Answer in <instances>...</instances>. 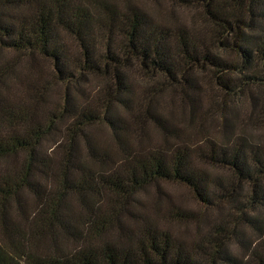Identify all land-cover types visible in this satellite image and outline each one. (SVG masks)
Segmentation results:
<instances>
[{"label": "trees", "instance_id": "trees-1", "mask_svg": "<svg viewBox=\"0 0 264 264\" xmlns=\"http://www.w3.org/2000/svg\"><path fill=\"white\" fill-rule=\"evenodd\" d=\"M146 1L0 0V264H264V0Z\"/></svg>", "mask_w": 264, "mask_h": 264}, {"label": "rangeland", "instance_id": "rangeland-1", "mask_svg": "<svg viewBox=\"0 0 264 264\" xmlns=\"http://www.w3.org/2000/svg\"><path fill=\"white\" fill-rule=\"evenodd\" d=\"M133 2L136 5L140 6V8L144 12L148 13L149 16L151 18H153L155 21L160 22L161 24H165V25H173V24H177V22H182V23H185L187 25H192L193 17H194V15H196L195 14L196 12H194L192 10H187V9L179 8V7L171 8L170 5H165L163 2L161 4L160 3H151V2L146 1V0H133ZM202 23L203 22H201L200 20H197V24L201 27H202ZM223 56L229 58L228 55H223ZM231 76H232L231 78L233 80L238 78V75H236V74L231 75ZM96 83L97 82H92L89 85V82H88L84 86V89L86 91L85 98H86V95L92 96L91 93L96 91V90L94 91V89L97 88ZM133 83L136 85V86H134V91H137V89L139 88V86L137 84V78H134ZM59 91H60V88H58V87H55L53 90L50 91L49 99L52 103L57 102V100L59 98L58 97ZM202 91H204V92L209 91V87H208L207 82H204V84L202 86ZM207 99H208V97L206 95L204 98V103H203V105H204L203 110L204 111H206L210 107V103ZM236 107L238 108L236 111L239 113V117L245 116L249 110V107H248L247 102L245 101V98L241 99L239 101V103L236 104ZM162 110H165V114H164L165 117H169L170 121L172 123L173 122L176 123V121H175L176 116L174 117V115H177V114L174 113L175 110L173 109L171 104L168 105V102H164V104L162 105ZM171 115H172V117H171ZM210 121H212L211 125H210L211 137H214V139L218 140V139H220V134H218L217 130L215 128H213V125H212V123L215 120L213 119ZM88 134L92 138V143H94V145H96L97 147L110 149L111 151L114 150V143H113V140L111 138V133L106 127H104L102 125L92 126L89 128ZM253 134L256 136H264V128H258V129L253 130ZM52 137H50L47 140V143L45 144V148H48L50 146V143L54 139H57L59 136H54L53 138ZM144 140H147L145 142V144L150 143V144H153L155 146H158L159 144L162 143L163 138L161 137L160 133L157 130H155L154 128H151V132L149 133L148 138H144ZM199 140H200V137L193 138L192 144H197L199 142ZM162 186L168 195V199L170 198L172 202H175L176 204H180L183 207L188 208V209H192V210L197 208L196 203L194 202L193 198L191 197V195L189 194V192L185 188L178 186V185H175V184H164ZM149 196H152V192L148 191V192L143 193L144 199L148 198Z\"/></svg>", "mask_w": 264, "mask_h": 264}]
</instances>
